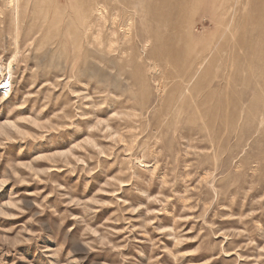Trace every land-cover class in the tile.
Instances as JSON below:
<instances>
[{
  "label": "rangeland",
  "instance_id": "374dc122",
  "mask_svg": "<svg viewBox=\"0 0 264 264\" xmlns=\"http://www.w3.org/2000/svg\"><path fill=\"white\" fill-rule=\"evenodd\" d=\"M91 1L0 0V264H264V0Z\"/></svg>",
  "mask_w": 264,
  "mask_h": 264
},
{
  "label": "bare ground",
  "instance_id": "6f19581e",
  "mask_svg": "<svg viewBox=\"0 0 264 264\" xmlns=\"http://www.w3.org/2000/svg\"><path fill=\"white\" fill-rule=\"evenodd\" d=\"M18 1V0H17ZM123 2L125 1V0H122ZM121 1V2H122ZM94 2V3H93ZM106 2H107V0H93V1H91L90 2V4H87V5H84V7H82V9L84 10H87L86 11V15H85V18L83 19V22H82V24H79V26H81V28L85 31V33H84V35L86 34V33H88V32H90V31H93V29L92 28H94V26H96V24H97V22H99L100 20L98 19L100 16H103V11H104V9H105V4H106ZM16 4L18 5V3L16 2ZM16 12V11H15ZM82 12H84V11H82L81 10V12L80 13H82ZM29 14V13H28ZM18 17V16H17ZM101 18V17H100ZM116 19V18H115ZM55 20H57L56 22H55V24L53 23V25H51L49 28H47L48 30H49V32L51 33V32H53V31H55V29H56V27H57V24L60 22V20H61V17L59 18L57 15L53 18V21H55ZM104 20V19H103ZM107 21L108 20H106V23H107ZM131 21V20H130ZM101 22V21H100ZM128 23V22H127ZM130 23V22H129ZM128 23V24H129ZM100 24V23H99ZM99 24H97V25H99ZM103 24V23H102ZM116 24V23H115ZM77 25V24H76ZM119 25V24H118ZM101 26H105V25H101ZM107 26V25H106ZM105 26V27H106ZM128 27H129V25H127ZM77 27V26H76ZM127 27V28H128ZM72 28V26H68V32L70 33V29ZM96 28V27H95ZM126 28V29H127ZM129 28H131V27H129ZM79 29H80V27H79ZM99 30L100 29H103V28H98ZM125 29V28H124ZM131 30V29H130ZM120 31H121V29H120ZM122 31H125V30H123L122 29ZM126 32V31H125ZM129 31L127 30V33H128ZM71 34H73L72 36V38H74V33H70V35ZM100 34V33H99ZM99 34L97 33L95 36H99ZM129 34V33H128ZM89 35V34H88ZM87 35V36H88ZM91 36V35H90ZM93 36V35H92ZM91 36V37H92ZM127 36V35H126ZM130 36V35H129ZM100 37V36H99ZM76 38H78V36H77V34H76ZM75 38V39H76ZM93 38H95V37H93ZM127 38V37H126ZM129 38V37H128ZM74 40V39H73ZM117 41V40H116ZM63 42V41H62ZM88 42V41H87ZM110 42V41H109ZM113 42V41H112ZM94 43V42H93ZM96 43H97V41H96ZM96 43L94 44V45H96ZM111 43V42H110ZM98 44H100V43H98ZM112 44V43H111ZM103 46V45H102ZM101 46V48H103ZM111 46V45H110ZM109 46V47H110ZM112 46H114V43H113V45ZM111 48V47H110ZM116 48V47H115ZM114 48V49H115ZM106 49H107V47H106ZM97 51H99L98 49H97ZM104 51H105V49H104ZM110 52H108L107 53V55L109 54ZM99 54V53H98ZM106 55V54H105ZM111 56V55H110ZM107 57V56H106ZM4 71H5V76H6V78H5V80H4V83H5V85L4 86H8L9 84H11V79H12V77H13V75H12V64H10L8 67H6L5 69H4ZM7 77H8V81H7Z\"/></svg>",
  "mask_w": 264,
  "mask_h": 264
},
{
  "label": "snow or ice",
  "instance_id": "6c2138e0",
  "mask_svg": "<svg viewBox=\"0 0 264 264\" xmlns=\"http://www.w3.org/2000/svg\"><path fill=\"white\" fill-rule=\"evenodd\" d=\"M11 207H15V205H10Z\"/></svg>",
  "mask_w": 264,
  "mask_h": 264
}]
</instances>
